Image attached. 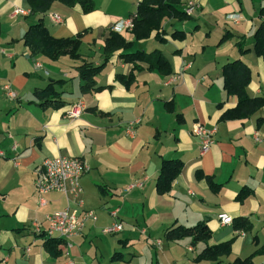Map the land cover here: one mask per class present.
Returning a JSON list of instances; mask_svg holds the SVG:
<instances>
[{"label":"crops","instance_id":"crops-1","mask_svg":"<svg viewBox=\"0 0 264 264\" xmlns=\"http://www.w3.org/2000/svg\"><path fill=\"white\" fill-rule=\"evenodd\" d=\"M139 1L94 0L95 10L85 13L79 4L56 0L40 14L31 12L28 0H0V263L232 264L264 248V106L248 118L219 120L238 100L228 98L223 88L228 62L242 57L252 73L247 93L264 97V59L255 52L253 38L264 0H192L198 8L190 19L163 21L165 43L153 35L128 50L161 48L171 73L152 71L148 63L137 61L142 68L130 86L116 78L134 68L120 57L122 50L97 77L101 89L82 93L78 60L31 56L23 42L29 26L43 17L55 37L85 32L81 53L99 65L105 40L136 11ZM16 8L28 14H18ZM53 14L62 21H55ZM176 31L186 37H171ZM120 33L131 38L130 32ZM225 33L230 36L220 42ZM176 74L180 78L168 84ZM52 83L63 103L44 109L35 91ZM5 85L17 96L11 97ZM80 100L85 103L81 115L67 117ZM196 123L215 130L208 150H202L201 137L193 131ZM57 156H78L89 163L90 171L81 177L80 198L98 219L80 235L63 240L62 254L53 257L44 247L47 237L35 233L32 223L68 206L61 192L47 193L41 205L35 188L43 160ZM176 158L184 167L171 190L158 194L162 161ZM197 170L213 177L221 185L219 191L214 192L206 178H197ZM243 187L253 193L240 202L236 196ZM70 203L77 205L74 199ZM221 213L233 220L247 218L252 228L237 229L234 221L222 224ZM116 221L122 222V231L103 232ZM203 222L213 232L211 244L234 238L229 255L196 261L206 243L166 238L173 226ZM253 264H264V252L254 255Z\"/></svg>","mask_w":264,"mask_h":264},{"label":"trees","instance_id":"trees-1","mask_svg":"<svg viewBox=\"0 0 264 264\" xmlns=\"http://www.w3.org/2000/svg\"><path fill=\"white\" fill-rule=\"evenodd\" d=\"M33 13H46L56 0H28ZM66 5L74 6L79 4L83 12L88 13L95 10L94 0H58ZM185 0H140L137 4L136 11L131 14L133 27L130 31L131 38L127 39L123 34L116 30H112L105 40L104 45V61L95 65L88 62L81 53L82 38L85 32H79L73 37H55L46 26L43 17L37 23L29 26L23 36V42L29 49L31 56L44 55L52 60H58L62 56H69L74 60H78L77 70L81 78L80 90L82 93H89L100 90L97 86V77L104 72L111 57L119 50H122L120 57L125 62L134 63L132 72L127 75H117L118 81L126 86L132 85L136 80V71L141 70V66L137 61L148 63L149 69L157 70L161 74H170L172 69L170 63L163 55L162 49L157 48L147 52L137 50L129 52L135 43L149 39L154 35L160 43L166 42V37L162 32L163 21L167 18H176L179 20L190 19L192 14L184 10L183 2ZM259 15L261 22L254 32V49L259 57L264 59V6L261 7ZM1 25V24H0ZM230 35L225 33L220 39L223 42ZM171 37L184 39L186 34L182 31H176ZM237 46L241 53H245L242 41L237 42ZM128 51V52H127ZM252 78L251 68L246 61L240 57L234 61L228 62L223 66V88L227 97H237V103L234 107L226 109L222 112L219 120L227 121L230 119H244L251 117L261 107L264 106V97H251L247 93V86ZM58 82V81H56ZM36 97L39 99V105L48 109L51 107H59L62 105L60 100L61 92L55 88V85L49 84L45 88H39L35 91ZM169 109L172 110V108ZM262 120L258 121V125ZM184 162L181 159H164L162 161L160 172L156 180V190L158 194H165L172 188L173 181L181 173ZM197 178H206L210 188L217 192L221 185L216 183L211 176L205 175L201 170L196 171ZM253 193L249 187H243L238 192L236 198L243 202ZM235 227L242 230H250L251 222L244 217L235 218ZM166 238L169 240H178L184 237H191V242L206 243L205 248L195 258L196 261L202 260H219L221 257L227 256L232 251L234 238L211 244L213 232L206 223H199L192 227L183 225L173 226L167 229ZM62 239L55 237H47L44 241L45 249L53 256L58 257L62 254ZM264 252V248H259L256 252L246 258H238L232 264H253V257L256 253ZM2 264V263H0Z\"/></svg>","mask_w":264,"mask_h":264},{"label":"built area","instance_id":"built-area-1","mask_svg":"<svg viewBox=\"0 0 264 264\" xmlns=\"http://www.w3.org/2000/svg\"><path fill=\"white\" fill-rule=\"evenodd\" d=\"M184 10L192 14L198 8V4L192 0L183 2ZM18 14L26 15L28 10L16 8ZM54 20L62 21L59 14H53ZM133 27L132 17L121 20L114 30L118 32H128ZM180 78V74L172 75L167 81L168 84L176 82ZM8 94L16 97L17 93L11 89L9 85H5ZM85 109L84 101L80 100L68 109L67 117L74 118L81 115ZM195 134L199 135L202 140V150H208L214 141L215 130L206 128L200 123L193 126ZM91 169L89 163L78 156H57L45 158L37 171L35 178V188L39 194V202L41 205L46 203L45 195L50 192H61L68 199V206L64 209L48 213L43 221L36 220L32 223L34 232L46 237H55L62 240H70L74 236L83 233L90 221H96L98 215L93 209L83 207L81 194L83 192L81 186V177ZM76 200L77 205H71L70 200ZM116 214V213H115ZM218 218L222 224H230L233 218L226 213H221ZM123 230L122 222L116 221L104 227L105 233H117Z\"/></svg>","mask_w":264,"mask_h":264}]
</instances>
